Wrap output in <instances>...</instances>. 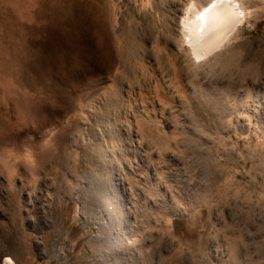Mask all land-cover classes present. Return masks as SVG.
I'll use <instances>...</instances> for the list:
<instances>
[{"label": "rangeland", "instance_id": "obj_1", "mask_svg": "<svg viewBox=\"0 0 264 264\" xmlns=\"http://www.w3.org/2000/svg\"><path fill=\"white\" fill-rule=\"evenodd\" d=\"M182 1L0 0V264H264V0L201 61Z\"/></svg>", "mask_w": 264, "mask_h": 264}, {"label": "bare ground", "instance_id": "obj_2", "mask_svg": "<svg viewBox=\"0 0 264 264\" xmlns=\"http://www.w3.org/2000/svg\"><path fill=\"white\" fill-rule=\"evenodd\" d=\"M239 1L183 0L180 5L174 9L173 19L177 33L176 35L177 37L179 36L180 42H182L186 47V50L190 54V58H192L194 61H197L204 57H207L212 53H216V51L218 52L220 48H223L225 46L229 49V46L227 44H230L231 40L235 39L236 35L238 34L237 31L239 25L246 22V16L248 17L247 13L250 11V9L247 8L248 12H245V7L247 6L243 7V5L239 3ZM189 8L190 11H186V9ZM181 20H183V24H181ZM181 46L179 45V48ZM181 49L184 48L182 47ZM226 49L224 48V50ZM220 51H222V49ZM216 65L219 66V61ZM210 67L213 68V66ZM232 243L238 246L236 241ZM231 251L233 254L230 256L234 257L235 255H237L234 248H232ZM4 262L6 264H13L12 260L9 258H7Z\"/></svg>", "mask_w": 264, "mask_h": 264}, {"label": "snow or ice", "instance_id": "obj_3", "mask_svg": "<svg viewBox=\"0 0 264 264\" xmlns=\"http://www.w3.org/2000/svg\"><path fill=\"white\" fill-rule=\"evenodd\" d=\"M186 11H190V8L189 9H186ZM181 24H183V20H181Z\"/></svg>", "mask_w": 264, "mask_h": 264}]
</instances>
